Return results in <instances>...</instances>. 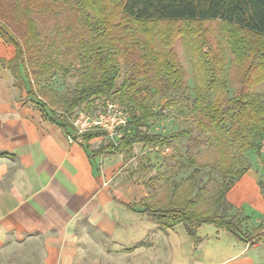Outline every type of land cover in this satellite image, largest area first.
I'll return each instance as SVG.
<instances>
[{"label": "trees", "instance_id": "1", "mask_svg": "<svg viewBox=\"0 0 264 264\" xmlns=\"http://www.w3.org/2000/svg\"><path fill=\"white\" fill-rule=\"evenodd\" d=\"M211 22L233 28L244 36L241 43L237 44V40L233 43L230 54L231 63L240 67L236 80L241 101L235 107H230L234 103L227 93L210 99V93L225 83L220 81L222 76L213 62L215 55L209 62L203 60L208 64H202L200 69L194 65L196 73L201 70L207 76L195 75L190 112L198 116V126L207 133L217 155L213 167L218 163V171L225 180L220 186L209 188L196 181L198 174H190L166 188V203L161 207H145L143 213L164 228L182 224L191 238L195 237L199 225L211 224L252 246L256 240L246 239L247 235L242 233L245 220L227 203L225 196L248 169L237 170V163L246 152L256 148V142L264 134V104L260 96L250 93L264 82V0H0V38L15 49L9 64L10 73L15 85L26 89V101L46 116L50 111L35 93L32 83L40 85L56 75L66 76L73 61L83 69H91L97 61L102 67L99 77H87L65 101L64 111L56 116L62 127H70L67 117L78 108L98 112L104 103L97 102L102 98L107 100L115 91L117 65L110 58L103 60L101 53L116 49L125 38L123 59L127 63L134 62L138 76L153 73L158 81H168L179 88L184 73L173 51V42L177 38L183 41L182 46L191 61L193 48L187 45V40L193 38L190 27ZM152 25L177 26L174 34L166 35L162 41L147 38L141 48L133 34H126L131 28L139 35L147 33L146 28ZM196 49L201 51L200 47ZM251 52L258 54L261 64L248 77L245 62ZM224 57L225 54L219 55L221 61ZM124 89L123 82L118 89L120 103L123 100L131 103L126 110L129 115L126 131L116 143L110 142L101 151L120 152L134 143L166 146L168 140L186 136L185 132H179L162 138L143 132L141 128L157 113L144 104L135 103ZM69 136L72 140L80 138L81 142H86L102 134ZM232 153L236 159L229 164V157L234 158ZM202 166L209 165L203 163Z\"/></svg>", "mask_w": 264, "mask_h": 264}, {"label": "crops", "instance_id": "2", "mask_svg": "<svg viewBox=\"0 0 264 264\" xmlns=\"http://www.w3.org/2000/svg\"><path fill=\"white\" fill-rule=\"evenodd\" d=\"M14 56L0 38V264H122L126 255L135 264L132 249L141 243L145 264L256 263L257 244L224 229L202 224L191 238L182 224L164 228L143 213L166 203V188L150 202L146 184L125 181L126 192L108 186L134 147H154L134 143L108 152L100 150L112 142L103 143V135L69 139L71 128L27 102L26 89L15 85ZM253 169L225 196L244 222L263 214Z\"/></svg>", "mask_w": 264, "mask_h": 264}, {"label": "rangeland", "instance_id": "3", "mask_svg": "<svg viewBox=\"0 0 264 264\" xmlns=\"http://www.w3.org/2000/svg\"><path fill=\"white\" fill-rule=\"evenodd\" d=\"M176 26L152 25L146 28L147 33H142L141 35H139L140 33H134L130 27L131 29L126 34H133V39L135 37L137 44L141 48L147 38L152 37V40L162 41L166 35L175 32ZM190 31V36L193 38L187 40V45L193 48L191 51V61L187 56V51L182 46L183 41L177 38L173 42V51L180 64L179 67L184 73L183 84L179 88L171 85L168 81H158L155 79L153 73H148L144 77L138 76L137 67L133 65L134 62L127 63L123 59L122 52L126 49L125 38L122 39L119 47L116 49H108V52L101 53L103 60L110 58L109 60L117 65L118 76L116 77L115 91L107 96V100L104 101V98L100 99L97 102L98 104L100 102L104 104L112 102L127 110L131 103L129 100H123L120 103V92L118 91L124 82V93L128 97L135 103L144 104L147 108L157 113L155 118L151 119L141 128L143 132L159 135L162 138H167L179 132H185L186 134L183 138L168 140V145L166 146L149 148L140 147L141 145H139L138 147H134L130 155L124 157V165L119 168L120 170L117 174H114V177L108 183V186L113 187L120 185L123 188V192L127 191L126 186L122 185L125 181L135 182L139 186L146 184L150 202L163 197L162 190L168 188L172 182L184 179L190 174H198L196 175V181L209 188L218 187L225 180L218 171V163H215L216 165L213 167L214 162L217 160V155L207 133L198 126V116L190 112L193 102L195 75L207 76L201 70H197L196 73L194 65L200 69L202 64H208L205 62H209L212 55H215L213 62L218 69L217 73H219V76H222L220 81L225 83L220 86L218 85L219 90L210 93V99L214 100L216 97L227 93L228 98L234 103L230 107H235L234 105L241 101L239 99L241 91L239 83L236 80V77L240 74V67L231 63L230 54L233 43L236 40L237 44L241 43L244 36L241 32L235 31L230 27L226 28L217 22L191 26ZM161 36H163L162 39L160 38ZM194 37H198L199 39H194ZM198 47H200L201 51L196 49ZM196 50L198 51V56ZM220 54H225L224 61L219 59ZM214 63L212 64L213 66ZM99 64V61H97L96 65L91 66V69H83V67L80 68L81 65L77 61H73L72 68L66 76L56 75L40 85L32 83V86H34L35 93L43 99L46 107L55 116H59L64 111L65 101L73 95L74 90L87 77H99L102 69ZM259 64H261V60L258 54L252 55L251 52V55L248 56L245 62V69L249 72L248 77H250V74H254V69ZM210 67L212 66L210 65ZM31 69L29 67V71ZM250 93L254 96H260V102L264 104V82L253 88ZM75 111L77 109L67 118ZM124 131L126 129L122 131L121 135ZM109 141L116 142L117 139L106 137L102 142ZM256 143L257 145L254 150L246 152L241 157L240 162L236 165V169L239 170L246 167L251 169L253 167V170L257 173L263 214H259L244 222L242 233L247 235V240H252V238L256 240L255 244L257 246L254 250L257 253V260L255 264H264V230H262L264 222V134ZM232 155L234 158L229 157V164L232 163V160L235 161L236 159L235 154L232 153ZM203 163L209 166L204 168L202 166ZM159 174L164 175L157 177ZM256 226H258L257 229H255ZM143 245L144 243L137 244L132 249V251L135 249L136 253L135 264H145L148 261L142 256ZM104 248H107L106 244ZM105 261L103 260V262ZM120 261L122 264L133 263L131 257L128 255L126 257L121 256ZM154 263L155 260L153 259L152 264Z\"/></svg>", "mask_w": 264, "mask_h": 264}, {"label": "built area", "instance_id": "4", "mask_svg": "<svg viewBox=\"0 0 264 264\" xmlns=\"http://www.w3.org/2000/svg\"><path fill=\"white\" fill-rule=\"evenodd\" d=\"M73 135L100 133L110 139H119L127 128L129 115L116 103L108 102L98 112L77 110L67 118ZM71 139V137H69Z\"/></svg>", "mask_w": 264, "mask_h": 264}]
</instances>
